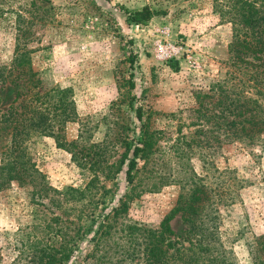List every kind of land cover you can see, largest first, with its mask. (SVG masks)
<instances>
[{
    "label": "rangeland",
    "instance_id": "obj_1",
    "mask_svg": "<svg viewBox=\"0 0 264 264\" xmlns=\"http://www.w3.org/2000/svg\"><path fill=\"white\" fill-rule=\"evenodd\" d=\"M121 6H149L155 16L145 26L128 24ZM231 37L214 0H0V66L19 44L42 86L72 91L77 113L64 129L76 154L36 138V172L0 192V264H37L43 244L57 249L71 234L75 209L98 199L107 212L132 193L124 221L156 228L196 184L218 207V238L231 262L264 264V138L252 147L221 139L218 150L212 122L197 113L199 102L215 112L217 95L202 97L218 81L231 86L224 64ZM14 91L8 83L0 88V113ZM143 123L158 133L157 143L144 170L137 158L132 188L125 171ZM71 190L84 191L83 199ZM170 227L182 243L180 214Z\"/></svg>",
    "mask_w": 264,
    "mask_h": 264
},
{
    "label": "trees",
    "instance_id": "obj_2",
    "mask_svg": "<svg viewBox=\"0 0 264 264\" xmlns=\"http://www.w3.org/2000/svg\"><path fill=\"white\" fill-rule=\"evenodd\" d=\"M214 4L221 20L232 26L224 63L231 86L226 85V80L218 81L211 89L213 95L202 97L217 95L215 112H209L199 102L198 118L212 122L218 150L224 143L221 139L229 144L257 146L264 138V0H214ZM121 10L128 24L138 26H145L155 16L149 6L134 11L121 6ZM13 55L9 65L0 66V88L7 83L15 88L9 106L0 113V192L10 182L24 184L36 172L30 156V146L36 138H53L58 147L76 154L72 149L75 145L64 142L66 124L77 119L72 91L42 86L29 52L21 50L19 44ZM136 117L142 121L140 108L136 109ZM157 136V132L142 124L139 146L133 149V159L125 171L132 188L139 173L136 160L143 161L142 170L152 162ZM120 170L119 167L116 171ZM71 191L76 194V201L83 199L84 191ZM133 195L126 194L107 212L101 199L75 209L77 222H71V234L62 238L57 249L43 244L36 263L233 264L230 252L218 238V207L210 204L204 185H193L181 193L175 207L156 228L124 221ZM226 199L224 194L218 201L224 203ZM100 204L104 206L97 212ZM178 214L185 224L182 243L173 240L175 233L170 227ZM83 244L85 248L81 249Z\"/></svg>",
    "mask_w": 264,
    "mask_h": 264
},
{
    "label": "built area",
    "instance_id": "obj_3",
    "mask_svg": "<svg viewBox=\"0 0 264 264\" xmlns=\"http://www.w3.org/2000/svg\"><path fill=\"white\" fill-rule=\"evenodd\" d=\"M162 33H164V32L162 31Z\"/></svg>",
    "mask_w": 264,
    "mask_h": 264
}]
</instances>
